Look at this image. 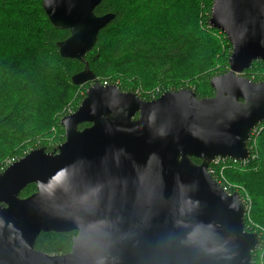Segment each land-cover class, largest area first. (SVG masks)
I'll return each instance as SVG.
<instances>
[{
    "label": "water",
    "instance_id": "1",
    "mask_svg": "<svg viewBox=\"0 0 264 264\" xmlns=\"http://www.w3.org/2000/svg\"><path fill=\"white\" fill-rule=\"evenodd\" d=\"M101 1L42 0L51 23L70 31L57 43L63 57L85 62L114 18L95 14ZM209 24L232 45L212 97L182 88L145 100L103 85L88 64L73 75L93 84L61 119L65 142L32 149L0 174V264H252L262 236L245 230L239 193L207 169L219 156L248 159L264 121V81L243 75L264 61V0H215ZM31 183L37 191L21 197ZM51 231H76L71 251L36 249Z\"/></svg>",
    "mask_w": 264,
    "mask_h": 264
},
{
    "label": "trees",
    "instance_id": "2",
    "mask_svg": "<svg viewBox=\"0 0 264 264\" xmlns=\"http://www.w3.org/2000/svg\"><path fill=\"white\" fill-rule=\"evenodd\" d=\"M8 1L0 0V12L12 15L13 25L22 31V36H16L15 50L7 49L9 39H0V163L3 166L6 159L18 160L34 148L45 147L46 151L53 152L65 139L61 119L77 110L86 95V86H89L88 82L74 84L72 77L87 64L101 83L108 81L124 92H137L141 98L151 100L150 88L158 89L157 97L171 88L182 89L183 85H178L180 81L173 80L174 75L182 72L180 68L185 65L196 66L202 56L199 51L203 48L207 47L209 50L204 52L209 53L214 49L221 50L223 37H226L216 28L208 26L206 29L199 25L200 20L207 19L199 14L198 2L189 5L187 0H102L94 10L95 14L113 13L114 18L99 31L96 44L82 62L61 55L57 43L66 39L70 31L56 28L51 23L42 0ZM184 19H187V25ZM192 26L195 33L189 28ZM225 40L229 43L227 37ZM107 44L109 48L105 49ZM3 50L9 52L3 54ZM256 64L262 67L264 61H255L253 66ZM229 69L227 64L209 75L211 78L219 76ZM253 74L250 68L243 72L251 80L264 81V78L252 77ZM208 86L209 94L195 91L197 96L212 97L215 90L210 82ZM77 89L80 96L76 94ZM53 100L58 101L57 109L51 104ZM51 111L53 120L46 119L45 114ZM259 124L264 126V121ZM88 125L83 123L79 128ZM53 126L61 135L59 141L57 137L43 140V136L52 133ZM263 133L264 129L260 135ZM260 149L261 146L257 147ZM259 159L260 156L258 160L252 157L242 166L243 171L236 169L232 172H248L256 163L259 165ZM192 160L201 162L197 157ZM36 191L37 185L31 183L22 190L21 197H28ZM231 191L239 190L233 188ZM239 193L242 195L241 191ZM255 211L257 208H251V212L245 215V228L259 232L264 249V210L253 218ZM251 218L254 224H250ZM76 234V231L41 232L35 248L51 255L68 253ZM257 252L261 253L258 259L264 264V251L256 249L253 258Z\"/></svg>",
    "mask_w": 264,
    "mask_h": 264
},
{
    "label": "rangeland",
    "instance_id": "3",
    "mask_svg": "<svg viewBox=\"0 0 264 264\" xmlns=\"http://www.w3.org/2000/svg\"><path fill=\"white\" fill-rule=\"evenodd\" d=\"M214 1L215 0H187L189 5H191L195 2H198L199 14H201V16L203 18L207 19V21H204V20L199 21V25H201L202 28L204 27L206 29H209L208 26H210L212 28V26L209 24V19L211 16V14L209 15V13H211L210 8L212 10V6H213ZM8 2L12 3L14 1L9 0ZM186 21H187V19H184V22L187 25ZM13 22L14 21L12 19V15L10 13H5L2 11L0 12V39L5 38V37L7 39H9L10 44H9V47L7 49L13 48L12 50H15V48H16L15 46L17 45L16 44L17 43V41H16L17 37L16 36H22V31L20 29H17L13 25ZM204 25H206V26H204ZM189 28L192 31H194V33H195V27L194 26L189 27ZM225 38L223 37V46H222L221 50L220 49H214L213 51H211L209 53V52H204V51H206L205 49H207V47L203 48L202 51H199V53H202V56H201L200 60L198 61V63H196V66L193 67V65H192L189 67L188 65H185V66L181 67L180 70L182 72L176 73L173 77L174 78L173 80L180 81V83L178 85H183L182 88H190V89H193L194 91L200 92L202 94H209L208 93L209 92L208 84H209V82L211 83L212 78L217 77V76H214L211 78V75H209V74L213 71H216V69H220L221 67H223L227 64L229 65V58H230L231 54L230 55H228V54L232 51V49L230 50L231 45H229L231 43L230 42L227 43ZM109 44H110V42H109ZM109 44H107L105 46V49L109 48ZM207 50H209V49H207ZM8 52H9V50H3V54H7ZM12 52L14 54V51H10V53H12ZM226 56H228V59H226ZM257 61L258 60H256V62ZM253 63H255V61ZM253 63L250 67V70L254 72L252 77L264 78V66L259 67L258 64L253 66ZM96 79H98V78L96 77ZM110 80H112V79H110ZM112 81H110V82H112ZM87 84H89V86L87 85L86 87L89 88L90 85L93 84V81H89ZM154 88H150L149 90H152V92L157 91V89L153 90ZM81 91H82V89H81ZM171 91H176V90H173V88H171ZM86 93H87V90H86ZM76 94H78L80 96V91L78 90ZM85 97H86V95L84 96V98ZM209 97H211V96H209ZM57 102H58L57 100H53L51 103L52 106L53 107H54V105L57 106ZM58 107H59V105L55 109H57ZM55 109H53V110H55ZM52 111L49 114H45L47 116L46 119H52L53 120V115L51 114ZM44 113H46V112H44ZM57 118H58V116H57ZM53 127H55V128L52 129V133H49L47 136H43L42 139L44 138L46 141H48V140H54L57 137L58 141H59V139H60L59 135L60 134H59L56 126H53ZM263 127L264 126L260 125V127H259V125H257L254 128V131L255 130L256 131L255 132L252 131L254 134H252V137L250 136V139H249L248 147L250 150V157L248 159L242 160V159H236V158H231V157H220L219 156V157H216L215 159H213L209 163V166L207 169L208 173H209L210 168L214 169L215 173L214 174L209 173V174L211 176H213L216 180L220 181V184L222 182H224L228 185L230 190H232L234 188V189L242 192V195L241 194H239V195L242 198V200H245L247 202V204L245 203L246 209H247V211L245 212V215L247 213L249 214V212H251V208H254V209L257 208V211H255L253 218H254V216H255V218L258 217V213H261L264 210V133L260 135L261 130L264 129ZM65 140H66V137L62 142L60 141V143L58 145L63 144L65 142ZM258 140H260V142H261V145L259 142V146H258ZM260 146H261V149L257 150V147H260ZM259 156H260V159H259L260 162L258 161L259 165L256 163V165L253 166L250 171L242 172V173L232 172V170H236V169L243 171L244 168L242 166L245 163L250 161V159L252 157H253V160H258ZM6 161H7V159H6ZM229 170L231 172L227 173ZM243 196H245V199L243 198ZM253 221L254 220L251 218L250 224L251 223L254 224L255 222H253ZM261 221H262V219H261ZM245 230H247V229L245 228ZM248 232H250V231H248ZM253 232L258 233V231H256V230H254ZM262 243H263V240L261 241L260 245L258 246L257 251H260V250H262V252L264 251ZM261 244H262V246H261ZM260 255H261V253L257 252L255 257L252 259V263L255 262L254 264H263V261L258 259V257Z\"/></svg>",
    "mask_w": 264,
    "mask_h": 264
},
{
    "label": "built area",
    "instance_id": "4",
    "mask_svg": "<svg viewBox=\"0 0 264 264\" xmlns=\"http://www.w3.org/2000/svg\"><path fill=\"white\" fill-rule=\"evenodd\" d=\"M102 84H103V85H110L108 81H104V82H102ZM154 90H156V89H154ZM157 91H158V89H157ZM157 91H153V92L151 91V93H150L151 96H152V97H151V100L156 99V98L159 97V96L157 97V93H158ZM135 93L137 94V92H135ZM137 95H138V94H137ZM258 125H259V127H260V124H258ZM255 131H256V130H255ZM255 131L253 130V132H255ZM253 132H252V134H254ZM252 134H251V137H252ZM26 154H27V153H26ZM15 161H17V159H7V161H4V163H5L4 166H3V163H0V174H1V173H2V172H3V171H4V170L10 165V164H12V163L15 162ZM209 173H210V174H214V173H215V172H214V169L210 168V169H209ZM217 181H218V180H217ZM218 182L220 183V181H218ZM221 185H222V188H223L226 192H228L229 194L239 193V191H234V192L231 191L230 188L228 187V185H227L226 183L224 184V182H222ZM239 194H240V193H239ZM243 201L247 204V202H246L245 200H243ZM246 211H247V209H246ZM246 231L253 232V230L251 231V230H248V229H247ZM258 233H259V232H258ZM262 244H263V243H262ZM262 244H261V246H262ZM259 245H260V244H259ZM261 246H260V247H261Z\"/></svg>",
    "mask_w": 264,
    "mask_h": 264
},
{
    "label": "bare ground",
    "instance_id": "5",
    "mask_svg": "<svg viewBox=\"0 0 264 264\" xmlns=\"http://www.w3.org/2000/svg\"><path fill=\"white\" fill-rule=\"evenodd\" d=\"M213 177V176H212ZM214 178V177H213ZM215 179V178H214ZM216 180V179H215ZM217 181V180H216ZM218 182V181H217ZM222 186V185H221Z\"/></svg>",
    "mask_w": 264,
    "mask_h": 264
}]
</instances>
